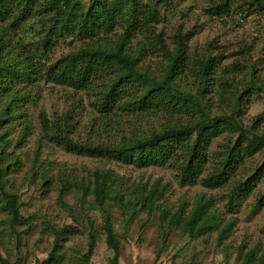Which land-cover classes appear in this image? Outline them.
Wrapping results in <instances>:
<instances>
[{"label":"rangeland","instance_id":"rangeland-1","mask_svg":"<svg viewBox=\"0 0 264 264\" xmlns=\"http://www.w3.org/2000/svg\"><path fill=\"white\" fill-rule=\"evenodd\" d=\"M147 1L139 0L138 6L143 7ZM217 1L159 0L158 17L149 27H139L129 41L130 48L142 50V68L158 76L163 61L161 53L150 48L151 44L161 37L172 49L173 37L184 36L188 55L208 61L213 72L207 85L206 79L198 84L191 74H185L176 95L192 101L206 99L204 106H208L206 111L211 118L231 117L228 95L241 93L251 82H258L252 86L255 93L239 105L242 114L237 121L247 131L264 135V13L235 10L218 19L207 13ZM3 28H9L4 39L8 61L21 60V46L26 45L35 53L31 70H36V75L22 89H14L22 100L13 103L17 108L11 114L2 112V108L10 100L13 102L12 98L0 99V169L12 166V171L0 178V193L3 190L17 197L24 219L15 225L13 233L7 215L1 211L0 197V264H39L54 245L53 232L63 228H68L70 235L55 264H241L245 253H263L264 205L259 206L258 201L264 194V176L246 197L237 196L231 201L230 190L261 167L264 148L245 158L223 187L207 189L198 181L182 182L180 164L175 161L138 168L112 158L76 156L48 141L39 143L40 117L52 119L66 110L74 115V140L109 146L133 137H148L162 131L169 122L194 121L197 114L188 109H136L129 107L130 96L118 105L100 110L97 87L77 89L45 76L53 63L82 48L84 41L59 38L44 52L46 28L37 20L29 19L13 28L0 22V32ZM124 32L125 24L119 19L112 32L98 38L113 41L123 37ZM106 79L102 76L99 82L105 83ZM229 137L232 135L226 132L213 141L203 176L217 168ZM96 169L113 171L126 188L141 191L145 185L148 189L158 186L162 194L151 212L133 203L130 207L118 205L111 209L112 229L120 244L117 259L106 246L102 214L92 205L90 190L80 186L82 182L88 183ZM63 185H69V189L61 198ZM201 195L211 199L212 210L218 212L224 223H232L226 240L218 241L216 232L192 238L184 231L183 221ZM181 205L185 207L182 215L177 213ZM90 235L95 236L96 246L86 261Z\"/></svg>","mask_w":264,"mask_h":264},{"label":"trees","instance_id":"trees-1","mask_svg":"<svg viewBox=\"0 0 264 264\" xmlns=\"http://www.w3.org/2000/svg\"><path fill=\"white\" fill-rule=\"evenodd\" d=\"M158 2L159 0H148L142 7L138 6L139 0H88L86 2L81 0H0V22L9 24V27L13 28L29 19L37 20L46 28L47 37L42 45L44 52L49 51L59 38H77L84 41L82 48L53 63L45 76L58 84H66L77 89L97 87L99 89L97 104L100 110L118 105L130 96L129 107L132 105L136 109H170L169 112L188 109L197 114V119L194 121L185 124L169 122L162 131L153 132L148 137H133L117 145L109 146L74 140V115L66 110L61 116L52 119L40 117L39 143L43 140L48 141L76 156L112 158L138 168L175 161L180 164L178 173L182 182L198 181L207 189L223 187L245 158L253 157L264 148V135L258 136L247 131L237 121V117H241L242 114L239 105L241 106L255 93L252 86L258 85V82H251V86L241 93L228 95V100L232 103L231 117L211 118L206 111L208 106H204L206 99L192 101L176 95L179 94V91L176 92L177 85L185 74H191L198 84L206 79L205 85H207L213 72L208 61L191 58L188 55L187 39L184 36L173 37L172 49L165 45L161 37H156L157 40L151 44L150 48L161 53L163 65L160 66V74L153 76L146 68H142L140 63L143 51L131 49L129 41L139 27L144 24L149 27L150 22L156 20ZM243 9L247 13L254 11L263 14L264 0H218L217 3L212 4L207 13L223 19L232 11ZM119 19L125 24L123 37L113 41H107L103 37L98 38L101 34L112 32ZM8 31L9 28H3L0 32V99L7 96L13 100L3 105L2 112L7 115L17 108L13 103L19 104L22 100L14 89H22L24 85L32 82V76L36 75L34 73L36 70H31L36 56L28 46H21L22 54L19 55L21 60L8 61L4 52L7 43L4 39ZM38 72H42L41 68H38ZM102 76L107 77L105 83L99 82ZM97 81L98 83H95ZM226 132L232 137L226 139L220 163L214 171L203 176L209 157L208 149L215 139ZM11 168L12 166L9 165L4 170L0 169V178L3 173L12 171ZM263 176L264 163L252 177L232 187L231 201L234 197H246L251 194L255 184ZM80 186L85 191L90 190L92 205L102 214L105 243L107 248L112 250L114 259L119 256L120 244L112 229L111 209L118 205L130 207L133 203L151 212L162 196L158 186L148 189L145 185L141 191L126 188L121 178L111 170L96 169L91 178H88V183L82 182ZM68 189L69 185H63L61 198ZM0 197L1 211L7 215V223L15 233L13 230L15 225L24 222L19 212L18 199L3 190ZM258 202L259 206L264 205V194ZM184 211L185 207L181 205L177 213L182 215ZM182 226L192 238L216 232L218 241L221 242L229 237L232 223H224L218 212L212 210L211 199L201 195L196 197L192 210ZM53 234L54 245L48 257L39 264H55L63 244L70 235L68 228L55 230ZM95 246L96 238L90 235L86 261L87 257L92 255ZM253 263L264 264V251L259 256L254 250L243 255L241 264Z\"/></svg>","mask_w":264,"mask_h":264}]
</instances>
